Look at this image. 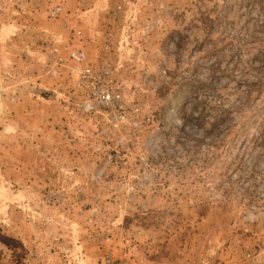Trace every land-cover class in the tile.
<instances>
[{"label":"rangeland","instance_id":"obj_1","mask_svg":"<svg viewBox=\"0 0 264 264\" xmlns=\"http://www.w3.org/2000/svg\"><path fill=\"white\" fill-rule=\"evenodd\" d=\"M47 44L109 58L150 121L116 146ZM109 254L264 264V0H0V264Z\"/></svg>","mask_w":264,"mask_h":264},{"label":"built area","instance_id":"obj_2","mask_svg":"<svg viewBox=\"0 0 264 264\" xmlns=\"http://www.w3.org/2000/svg\"><path fill=\"white\" fill-rule=\"evenodd\" d=\"M62 11V6L54 7L51 16L55 18ZM111 13L114 20L120 21L123 9L115 6ZM114 25L115 23H108L103 31L102 49L105 53H109L113 45ZM80 35L81 31L74 32L76 38H80ZM44 49L47 54L46 74L57 77L62 71H67L72 79L73 90L80 100L83 114L95 117L99 131L104 135L113 136L116 146H121L133 130L132 127L139 125L138 118L142 115L139 105L124 96L111 60L105 58L100 63H94L87 52L78 45L63 50L54 44H47ZM136 94L137 90L134 89L131 96L135 97ZM142 118L146 122L150 121L149 118ZM104 264H122V261H114L109 254Z\"/></svg>","mask_w":264,"mask_h":264}]
</instances>
